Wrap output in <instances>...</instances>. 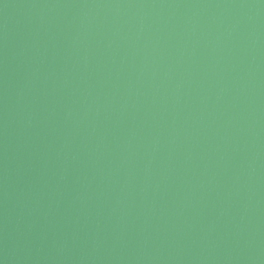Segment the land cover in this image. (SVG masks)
I'll list each match as a JSON object with an SVG mask.
<instances>
[{
	"label": "water",
	"instance_id": "obj_1",
	"mask_svg": "<svg viewBox=\"0 0 264 264\" xmlns=\"http://www.w3.org/2000/svg\"><path fill=\"white\" fill-rule=\"evenodd\" d=\"M0 264H264V0H0Z\"/></svg>",
	"mask_w": 264,
	"mask_h": 264
}]
</instances>
